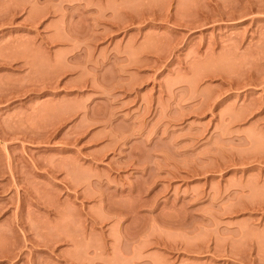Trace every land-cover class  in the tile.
<instances>
[{
    "label": "rangeland",
    "instance_id": "rangeland-1",
    "mask_svg": "<svg viewBox=\"0 0 264 264\" xmlns=\"http://www.w3.org/2000/svg\"><path fill=\"white\" fill-rule=\"evenodd\" d=\"M0 264H264V0H0Z\"/></svg>",
    "mask_w": 264,
    "mask_h": 264
},
{
    "label": "bare ground",
    "instance_id": "bare-ground-1",
    "mask_svg": "<svg viewBox=\"0 0 264 264\" xmlns=\"http://www.w3.org/2000/svg\"><path fill=\"white\" fill-rule=\"evenodd\" d=\"M206 18V17H205Z\"/></svg>",
    "mask_w": 264,
    "mask_h": 264
}]
</instances>
